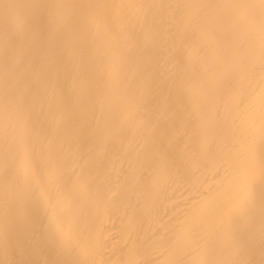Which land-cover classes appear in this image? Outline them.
<instances>
[{
  "label": "bare ground",
  "instance_id": "6f19581e",
  "mask_svg": "<svg viewBox=\"0 0 264 264\" xmlns=\"http://www.w3.org/2000/svg\"><path fill=\"white\" fill-rule=\"evenodd\" d=\"M0 264H264L261 0H0Z\"/></svg>",
  "mask_w": 264,
  "mask_h": 264
},
{
  "label": "snow or ice",
  "instance_id": "6c2138e0",
  "mask_svg": "<svg viewBox=\"0 0 264 264\" xmlns=\"http://www.w3.org/2000/svg\"><path fill=\"white\" fill-rule=\"evenodd\" d=\"M262 5H264V0H261Z\"/></svg>",
  "mask_w": 264,
  "mask_h": 264
}]
</instances>
